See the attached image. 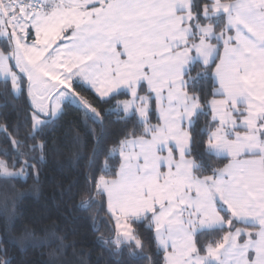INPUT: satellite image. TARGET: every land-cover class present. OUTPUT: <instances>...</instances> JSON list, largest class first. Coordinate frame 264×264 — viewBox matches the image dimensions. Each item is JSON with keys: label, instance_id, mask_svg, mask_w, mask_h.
I'll return each mask as SVG.
<instances>
[{"label": "snow or ice", "instance_id": "6c2138e0", "mask_svg": "<svg viewBox=\"0 0 264 264\" xmlns=\"http://www.w3.org/2000/svg\"><path fill=\"white\" fill-rule=\"evenodd\" d=\"M0 97L27 100L0 123V181L38 191L65 108L90 122V155L72 137L87 160L77 207L114 222L98 237L113 254L264 264V0H0ZM113 114L123 128L107 146ZM28 236L71 264L65 237ZM14 260L0 247V264Z\"/></svg>", "mask_w": 264, "mask_h": 264}, {"label": "trees", "instance_id": "16d2710c", "mask_svg": "<svg viewBox=\"0 0 264 264\" xmlns=\"http://www.w3.org/2000/svg\"><path fill=\"white\" fill-rule=\"evenodd\" d=\"M118 98L125 97L120 95ZM26 105V97L19 100L7 97V103L4 97H0V123L6 120L8 124H14L16 112ZM77 109L78 106H67L66 115L58 122L57 136L65 146L59 153H50L47 161L40 165L38 191L33 189L35 181L32 178L26 182L0 181V247L7 248L8 255L15 257L13 264H49L50 253L55 250L57 244L33 246L29 243L31 237L28 233L35 231L40 239L47 240L55 234L65 237L66 244H74V247L66 249L67 256L61 257L69 260L71 264H77L81 252L84 253L83 258L88 260V264H117L118 261L122 264H144L142 260H129L127 251L123 255L113 254L114 250H110L98 240L100 236L114 237V223L106 222V212L101 211L97 216L96 206L83 210L77 207L83 190L80 173L86 170L87 165L86 159H75L77 147L73 144L72 137L77 131L82 139L87 141V146L79 151L87 156L91 154L92 149L91 139L87 137V125L90 122L86 121L82 111ZM116 121L117 117L113 114L105 123L103 131L107 146L120 135L123 128V124ZM95 127L99 131V126ZM24 132L22 127L21 135ZM6 147L10 148V145L0 133V149ZM217 159L222 160L217 166L222 167L223 163H227L226 159ZM70 160L75 162L69 163ZM78 179L79 185L76 184ZM19 193L24 195L17 199ZM211 239L202 237V242ZM20 245H25L23 252L20 251Z\"/></svg>", "mask_w": 264, "mask_h": 264}, {"label": "rangeland", "instance_id": "374dc122", "mask_svg": "<svg viewBox=\"0 0 264 264\" xmlns=\"http://www.w3.org/2000/svg\"><path fill=\"white\" fill-rule=\"evenodd\" d=\"M74 106H77V105H74Z\"/></svg>", "mask_w": 264, "mask_h": 264}, {"label": "crops", "instance_id": "0c3cea01", "mask_svg": "<svg viewBox=\"0 0 264 264\" xmlns=\"http://www.w3.org/2000/svg\"><path fill=\"white\" fill-rule=\"evenodd\" d=\"M114 223V222H113Z\"/></svg>", "mask_w": 264, "mask_h": 264}]
</instances>
